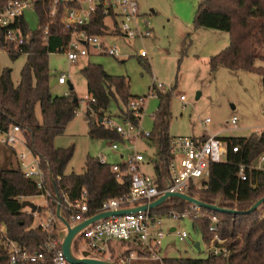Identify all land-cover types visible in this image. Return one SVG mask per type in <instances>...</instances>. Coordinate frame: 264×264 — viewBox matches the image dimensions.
<instances>
[{
  "label": "trees",
  "instance_id": "1",
  "mask_svg": "<svg viewBox=\"0 0 264 264\" xmlns=\"http://www.w3.org/2000/svg\"><path fill=\"white\" fill-rule=\"evenodd\" d=\"M10 1L15 0H0V7ZM50 10L48 0H35V11L40 23L35 32L30 30L24 18L20 19L19 26L27 38L22 54L12 52V46L6 42L4 30L0 28V47L9 53L10 58L16 61L22 55L27 56L18 86L14 85L11 72L3 70L0 64V131L9 132L12 127L18 126L26 146L42 160L48 188L54 193L52 174L59 192L64 191L71 200L79 199L86 191L88 206L91 214H94L105 201L129 194L130 176L123 175L125 164L121 165V173H116L112 165L102 164L99 158L91 157L87 158L83 174H66L75 147L56 148L55 141L65 135L68 125L77 116L79 103H74L77 98L74 89L67 96H53L51 92L49 57L61 53V49L68 43L69 32L59 22L50 20ZM101 26L102 17L98 16L90 33L100 34ZM45 27H49V40L46 44L43 42ZM194 27L196 30L209 29L230 35V45L212 56L208 62L212 74L221 67L257 74L262 77L264 88V67L257 66L259 61L264 63V0H203L196 12ZM81 74L87 82L88 96L95 100L87 103L89 109L85 118L88 136L93 140L124 144L121 137L105 129L100 120L114 106L120 117L136 122L135 112L124 111L131 99L138 98L131 94L128 78L111 76L101 65L91 63L82 69ZM171 92H159L160 104L154 117V130L147 139L150 146L157 147V159L153 165L160 188L168 179L172 157V138L169 134L172 119ZM91 111L99 116L98 122L89 121ZM223 140L229 143L230 148L238 147L239 152L235 154L230 151L226 162L211 165L208 189L192 192L191 195H198L206 204H216L221 198L222 208L247 211L264 198V172L250 171L248 182H241L238 172L242 165L251 166L264 154V130L248 138ZM37 196L42 194L36 184L25 178L19 168L3 169L0 172V224L6 226L12 240L26 245L31 251L43 247L50 236L59 239L56 230L51 234L41 228H34L33 215L23 208L24 201ZM189 208L188 203L172 199L151 213L166 214L171 210L184 212ZM202 210L220 220L218 235L225 240L224 247L228 254L210 255L207 259L166 258L164 264H264V219H259L264 205L251 215ZM45 211L44 208H38V215L45 216ZM64 214L68 219L65 209ZM210 225V220L206 218L193 224L202 240L208 244L213 238ZM134 249L139 250L136 246ZM0 264H7L1 249Z\"/></svg>",
  "mask_w": 264,
  "mask_h": 264
},
{
  "label": "built area",
  "instance_id": "2",
  "mask_svg": "<svg viewBox=\"0 0 264 264\" xmlns=\"http://www.w3.org/2000/svg\"><path fill=\"white\" fill-rule=\"evenodd\" d=\"M51 5L49 18L52 22H59L69 32L68 43L61 49L70 64L78 65L82 60L95 56L106 55L114 58L123 57L119 46L115 43L108 44L110 38H121L127 41L144 42L152 36L149 22L142 19L140 6L137 0H48ZM35 10V0H15L0 7V28L4 30L5 40L12 46V52L24 53L26 36L20 28V19H25L26 10ZM102 17L100 34L94 35L90 31L95 24V18ZM49 40V27H45L43 42ZM141 58H147L146 52H141ZM59 85H66L65 74L60 76ZM154 87L148 97L131 99L129 106L124 109L127 112H135V121L120 117V113H104L100 124L105 129L117 133L123 143L136 145L140 141H147L151 133L142 131V117L149 99L156 98L159 92L165 88L161 84H153ZM180 101L185 104L186 97L181 96ZM88 102L95 100L87 96L78 100L79 106L84 104L85 115L88 112ZM78 112V110H77ZM76 112V114H77ZM91 118V119H90ZM98 122L99 116L90 112L89 121ZM211 120L207 119L206 123ZM237 118L232 119V125L237 127ZM0 144L16 150V158L19 169L25 178L34 182L38 191L45 199L56 201L55 194L48 188L46 174L42 168L40 156L33 154L26 146L18 126L12 127L9 132H1ZM18 146L23 151H18ZM113 151L120 150L119 143H113ZM172 157L169 161L168 179L170 187L166 188V180L162 188L159 187L155 174L147 175L143 172V166L147 163L146 156L134 146L131 155L123 163L130 176V192L128 195L105 201L99 210L91 214L87 203V192L84 191L79 199L71 200L69 195L60 193L61 206L68 213V221L71 225L82 222L98 214L116 211L123 207L137 205L139 203H151L166 192H202L208 189L210 179V167L227 161L230 151L238 153V147L230 148L228 142L218 136H204L200 138H172ZM102 164H107L106 158H99ZM114 172L121 173V165L113 166ZM264 172V154L251 166L242 165L238 172L241 182L249 181V172ZM64 200V205L63 201ZM23 200V198H20ZM152 211L129 214L126 216L111 217L95 223L84 231L79 240L88 250L100 256L108 262H113L112 247L114 242H121L127 250L121 255L116 264H164L162 255L163 242L167 236L176 237L184 242L190 238V234L166 222L178 223L184 220L209 219L210 232L213 235L210 247V255L228 254L224 247L225 240L218 235L220 220L209 216L202 208L190 205L184 212L171 210L166 214L154 215ZM30 214V212H28ZM38 219V212L32 214ZM259 219H264V210H260ZM57 218L55 214L44 222L40 220L34 228H41L53 234L56 230ZM134 246L139 248L135 250ZM195 247V244H194ZM0 249L4 252L7 264H69L62 250L59 239L50 236L48 242L37 251H31L26 245H22L10 238L6 226L0 224Z\"/></svg>",
  "mask_w": 264,
  "mask_h": 264
},
{
  "label": "rangeland",
  "instance_id": "3",
  "mask_svg": "<svg viewBox=\"0 0 264 264\" xmlns=\"http://www.w3.org/2000/svg\"><path fill=\"white\" fill-rule=\"evenodd\" d=\"M142 19L149 22L152 36L144 42L127 41L121 38H110L108 44H117L123 57L114 58L106 55H95L82 60L78 65L70 64L64 53L52 54L49 57L51 73L50 87L53 96L70 94L71 83L78 100L88 96L87 82L81 71L88 63L101 65L111 76L126 77L130 82V92L136 97H148L154 83L164 86L166 93L171 90V138H193L218 136L221 139L248 138L264 130V88L262 77L243 71H231L224 67L215 74L210 72L209 60L230 45V35L226 32L198 29L194 21L199 4L203 0H138ZM25 20L31 31L39 29V16L34 9L26 10ZM148 54L141 58V52ZM27 62L22 55L13 61L9 53L0 47L1 68L11 72L15 86L20 84L21 70ZM258 67L264 63L257 62ZM63 74L67 77L66 85H59ZM185 96L183 104L180 97ZM160 101L158 96L149 99L142 117V131L151 133L154 130V117ZM85 106L81 103L77 116L68 125L64 136L55 141L56 148L75 147L72 161L66 174H83L88 157L106 158L107 164L122 165L131 155L134 146L148 158L143 172L155 174L154 161L157 159V147L145 141L138 144H119L120 150L114 153L112 144L105 140H93L88 136V125L85 118ZM112 113H118L112 106ZM236 117L237 127L232 125ZM210 119V123L206 120ZM1 139V135H0ZM149 145V146H148ZM18 151L23 148L18 146ZM125 160L121 159V156ZM257 162V161H256ZM255 162V163H256ZM38 208H44L45 216L34 218L35 225L47 220L55 213L53 202L42 196L27 199ZM26 212H30L26 209ZM198 220H184L178 223L166 222L187 231L190 238L184 242L174 236H167L163 242L162 255L166 258L207 259L210 245L202 240L199 231L193 224ZM34 227V225H33ZM63 226L57 222L56 231ZM200 243L201 250L194 244ZM112 256H120L127 247L121 242H114ZM88 250L83 244L75 246V254ZM96 256L92 254V257Z\"/></svg>",
  "mask_w": 264,
  "mask_h": 264
},
{
  "label": "water",
  "instance_id": "4",
  "mask_svg": "<svg viewBox=\"0 0 264 264\" xmlns=\"http://www.w3.org/2000/svg\"><path fill=\"white\" fill-rule=\"evenodd\" d=\"M70 90H73V85L69 83ZM74 103H78V99H74ZM51 182L54 188V194L56 201L53 202V207L55 208V216L57 218V222H60L63 226L61 231H58V236L60 240V244L62 246V250L65 254V257L69 264H116L117 260L121 258L120 256H116L113 262H108L101 258L100 256L96 255L95 253L91 252L90 250H83L81 251L80 255H76L75 253V246L79 244V240L83 235L86 228L89 226L98 223L99 221L109 219L111 217H119V216H126L129 214H135L140 212H147L153 211L157 208L161 207L169 200L178 199L183 202L188 203L189 205L198 206L202 209H206L208 211L214 213H222V214H229V215H251L256 211L260 210V208L264 205V198L257 201L249 210L247 211H237V210H229L224 209L220 206L221 198L218 199L216 204H206L200 200L198 195H191L188 192L179 193V192H166L161 197L157 198L156 200L152 201L151 203H139L137 205H132L128 207L120 208L116 211H108L96 216H93L89 219H86L82 222L77 224L71 225L64 214V209L61 206V197L58 190V186L51 174ZM166 188L170 187V181L166 179ZM24 209H29L32 214H36L38 212V206L34 203L26 200L23 203ZM174 231V230H172ZM195 248L197 250H201L200 243L195 244ZM92 254H95L96 256Z\"/></svg>",
  "mask_w": 264,
  "mask_h": 264
},
{
  "label": "crops",
  "instance_id": "5",
  "mask_svg": "<svg viewBox=\"0 0 264 264\" xmlns=\"http://www.w3.org/2000/svg\"><path fill=\"white\" fill-rule=\"evenodd\" d=\"M138 1V0H137ZM140 6V5H139ZM141 14V13H140ZM74 88V86H73ZM118 112V111H117ZM204 137V136H202ZM194 138H200V137H194ZM147 143V141H145ZM149 146V145H148ZM113 151V150H112ZM119 151V150H118ZM118 151H113L114 153L118 152ZM16 150H13L9 147L3 146L0 144V172L3 169H10V168H19V164L16 158L15 153ZM144 154V153H143ZM145 155V154H144ZM146 156V155H145ZM147 158V157H146ZM121 159L124 161L125 157L122 155ZM148 159V158H147ZM148 161V160H147ZM168 226H171L172 230H174L173 228L175 227V225L172 224H167ZM201 246V244H200Z\"/></svg>",
  "mask_w": 264,
  "mask_h": 264
}]
</instances>
